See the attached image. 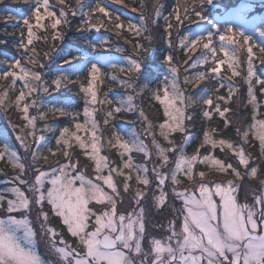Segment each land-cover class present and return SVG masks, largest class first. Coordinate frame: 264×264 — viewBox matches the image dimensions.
Listing matches in <instances>:
<instances>
[{
  "label": "snow or ice",
  "instance_id": "obj_1",
  "mask_svg": "<svg viewBox=\"0 0 264 264\" xmlns=\"http://www.w3.org/2000/svg\"><path fill=\"white\" fill-rule=\"evenodd\" d=\"M31 3V15L22 21L17 46L20 58L8 64L6 70L0 73V79L9 80L8 87L14 91L19 81L15 105L23 113L26 124L16 139L27 160L23 162L17 151L8 146L0 148V158L7 155L13 169L17 170L10 178L0 181L7 185L0 189V264H45L37 252V232L30 218L34 208H39L35 222L39 224L40 235L48 238L50 249L58 256L60 264H264V179L259 180V191L243 186L246 196H251L250 203L239 199L242 187L239 181L242 177L246 175L249 179H255L258 174V167L250 166L251 153L246 152L244 147L249 144L250 138L259 142L260 155L264 157V79L255 70L253 48L249 46L251 37L231 26L221 32L217 23L203 14L204 4L212 5L213 0H199L192 11L187 0H180L183 14H178L179 9L173 10L176 23L171 22V15L163 17L166 22L163 35L168 47L186 50L188 59L184 60V64L187 65L192 58L190 54L196 53L202 46L200 56L188 67L195 69L198 65H208L209 72L215 74L210 78L216 81L219 88H227V96L216 95L214 99L212 95L202 98L203 93L195 97L186 94L179 82L180 69L173 63L174 57L170 54L165 57L170 78L153 93L162 108V115L157 110L158 122L153 123L140 110L143 138L133 131L134 138L126 140L114 128L111 137L106 138L96 116V105H113V101L107 98V93L98 99L97 82H103L99 65L110 64L113 69L117 66L105 57L92 62L87 68L86 85L81 83L79 77L73 80L63 73L49 83L44 78L46 61L52 53H57L59 45L51 44V52H45L43 60L32 45L36 38L34 29L50 28L53 30L51 40H62L63 33L57 28L70 23L69 13L73 17L79 15L84 18L77 27L80 32L96 27L90 23L91 12L98 11L105 16L109 13L99 3L95 8L85 10L88 8L86 0H77L76 8L68 7L65 0H57V4L61 5L58 16L51 10L49 0H31ZM250 8L245 0H241L237 6L226 9L224 15L244 20ZM193 12L198 20L210 25V30L197 29L198 33L206 31V36L196 34L190 39L189 35H180L181 25L186 21L191 22ZM156 15H160L159 6ZM45 19L51 22L46 25L43 23ZM144 20L142 16L140 27L133 24L128 27L140 36L142 30L147 31ZM152 23L155 24L156 20L153 19ZM115 26L120 27L119 24ZM96 30L99 31V27ZM173 30L178 46L172 39ZM225 32H234L242 38L243 44L238 45L237 40ZM214 33L218 34L220 48L228 57L227 61L217 58ZM258 35L264 38V28L259 29ZM44 39L47 41L48 37ZM245 46L247 60L241 61L239 54ZM133 47L140 56L143 45L134 43ZM143 51L146 54L148 49ZM260 52L264 53V47L260 48ZM73 61L78 62L73 64ZM79 61L78 57L64 59L63 63L68 65L67 72L76 73L87 66ZM226 62L230 75L224 76L222 65ZM260 63L264 64V57ZM128 64V68H119V72L129 76V80H121L120 84L130 92L104 114L105 126L111 127L110 121L116 119V114L137 111L134 101L146 89L142 86L138 91L135 87L142 59L130 58ZM184 71L187 72L188 68ZM207 76L205 71L197 72L192 78L185 75L184 84L196 88ZM109 78L117 79L115 75ZM238 79L247 86V103L244 106L251 109L250 123L243 131L240 127L235 129L242 143L215 140L205 130L200 144V148L219 147L221 151L226 147L238 164L224 163L211 153L201 156L199 148L191 155L186 154L184 145L191 135L185 123L191 119L188 109L197 103L208 106L202 112L203 117L210 120L216 113L224 118L227 127L230 120L226 118V113L230 108L226 105L238 93ZM73 84L79 85V93L83 94L82 112L73 111L70 106L46 107L41 104L42 96ZM6 95L7 92L0 96V104L5 102ZM220 102L224 103L223 108ZM30 109H35L36 114L30 115ZM49 114L53 118H66L69 125L59 129L55 139L56 149H47L49 154L45 155L41 144L44 133L57 130L46 123ZM38 120L45 121L42 128L37 126ZM175 133L182 136L179 144L173 139ZM105 145L109 150H117L120 158L118 164L101 154ZM77 147L91 161L90 174L81 167L78 158L73 159ZM133 152L142 153L144 162L135 163ZM50 156L56 159L50 160ZM198 164L213 167L234 179L209 180L204 171L196 170ZM44 165H48L47 169ZM241 167L245 170L243 173L239 170ZM182 177L189 182L187 187H180ZM129 193L130 196L126 195ZM150 193L152 207L157 210L168 205L169 193L180 201L179 208H172L174 216L165 225L168 234L163 239L151 237L148 233L150 226L159 227L150 224L142 203ZM128 201L129 210H122ZM50 214L59 218L74 242H69L62 232L48 226Z\"/></svg>",
  "mask_w": 264,
  "mask_h": 264
},
{
  "label": "trees",
  "instance_id": "obj_2",
  "mask_svg": "<svg viewBox=\"0 0 264 264\" xmlns=\"http://www.w3.org/2000/svg\"><path fill=\"white\" fill-rule=\"evenodd\" d=\"M49 2L52 5L51 10L58 16L61 5L57 4V0H49ZM187 2L190 11H192L195 5L199 4V0H187ZM245 2L252 7L253 11L250 12L243 21H238L235 18L226 17L224 15L226 9L237 6L241 3V0H213L212 5H208L207 3L204 4L203 14L210 20H213L214 23H217V27L221 32H223L226 27L231 26L234 29L239 28L246 35L251 37L249 46L253 48L255 70L257 75L264 79V64L260 63V59L264 57V53L260 52V48L264 47V38L258 35L259 29L264 28V21L253 18L255 14H259L264 10V0H245ZM65 3L70 8L77 7V0H65ZM86 3L88 8L85 10L95 8V5L99 3L100 6L105 7V10L109 13L108 16H105L104 13L98 11L91 12L90 23L99 27V31L96 30V27L90 28L86 32L77 31L78 25L84 18L79 15L73 17L71 13H69L68 19L70 23L66 27L59 25L57 28V31L63 33L62 40L52 41L51 34L53 30L50 28L34 29L36 38L34 39L32 46H35L40 59L43 60L44 53L51 52V44L55 43L59 45V48L57 49V53L59 54L52 53L50 59L46 61L44 78L49 83H51L52 79L56 76L63 73L68 74L73 80H76L77 77H79L81 83L86 85L87 68L90 67L91 63L97 62L101 58H108L111 63L115 64L117 67L113 69L110 64L99 65L103 74V82H97L98 99H102L104 94L107 93V98L113 101V105H116L118 100L125 99L130 92V90L120 84L121 80H129V76L125 73L119 72V68H128V60L130 58L142 59V67L138 78L136 79L135 87L138 91L142 86L146 89L134 101L137 105V111L116 114V119L110 121L111 127H109L103 125V118L104 114L107 111H110L113 105H96V108L98 109L96 116L100 121V126L103 129L106 138L111 137L113 128L126 140L134 138L133 131L137 134H141V138H143V122L139 118L140 110H143L153 123L158 122L156 118L157 110H159V114L162 115V108L158 101L154 99L153 93L166 79L170 78V69L165 63V57L170 54L174 57L173 63H175L180 69L179 82L181 87L186 90V94H191L195 97L203 93L202 98H207L209 95H212L214 99L216 95L227 96V88H219L216 81L210 78L215 74L209 72L208 65H198L195 69L188 67V65L198 59L202 46L197 49L196 53L190 54L192 58L188 60L187 65L184 64V60L188 59L185 55L186 50L182 48L177 50V48L168 47L167 40L163 35L166 27V22L163 17L171 15V22L175 24L176 19L173 10L179 9L178 14H183V7L180 4V0H86ZM152 3H154V5H152ZM157 6H159V16L156 15ZM32 8L33 5L31 0H0V73L6 70L8 64L13 63L15 59L20 58V51H18L17 46L20 43V32L23 28L22 21L24 18L31 15ZM133 9H135V11H133ZM142 16L145 18L144 23L147 27V31L142 30L141 35L137 36L128 25L133 24L140 27ZM153 19L156 20L155 24L152 23ZM32 22L34 23V20ZM50 22L51 21L48 19L43 21L46 25ZM116 24H119L120 27L116 28ZM198 28L210 30V25H208L206 21L198 20L193 12L191 22L186 21L181 25L180 35H189L190 39L194 38L196 34H203L206 36V31L198 33ZM224 34L230 35L236 39L238 45L243 44L242 38L237 37L234 32H225ZM46 36L48 37L47 41L44 39ZM172 39L178 46L174 30L172 32ZM102 42L106 43L102 44ZM205 42L207 41L205 40ZM134 43L142 44L143 49H148L147 53L145 54L142 49L140 56H137L133 47ZM213 44L217 49V58L227 61L228 57L224 56L223 51L220 48L218 34L214 33ZM60 49H63V51L61 52ZM246 49L247 46L241 48L239 54V59L241 61L247 60ZM72 57L80 58L79 62L86 64L87 66L83 67L79 72L68 73V65H65L63 61L64 59H71ZM77 62L78 61H73V64ZM212 66H214V64ZM185 68H188L187 72L184 71ZM199 71H205L208 73V76L204 81H201L196 88H193L191 84H184L185 75L192 78ZM111 75H115L117 79H110L109 76ZM222 75H230V73L227 72V62L222 65ZM237 83L240 84L238 93L234 95L232 100L226 105L230 108L229 113H226V118L230 120L227 127L224 124V118L219 117L216 113L213 114V117L210 120H206L203 117L202 112L204 108L208 106L197 103L188 109V112L191 114V119L187 120L185 123L187 132L191 133V135L188 142L184 145L186 154L191 155L199 148V154L201 156L211 153L214 158L220 159L224 163L238 164L233 153L226 147L223 151H221L219 147L216 149H211L210 146L200 148V144L203 141V132L205 130H208L212 138L215 140L225 139L230 140L234 144L242 143L240 137L236 134L235 129L240 127L243 131L246 128L248 123H250L251 109L250 106H244L247 103V86L239 79L237 80ZM9 84V80L0 79V96H3L4 93L7 92V95L4 97L5 102L0 104V148L12 143L22 161L26 163L27 160L24 151L20 146L15 145L17 135L21 133V129L26 124V121L23 119V113L19 111L15 105V96L19 92V81L17 82V89L15 91L8 87ZM217 88H219L218 92L216 91ZM257 94L259 96L258 91ZM40 102L46 107L70 106L71 110L78 112H82L84 107L83 94L79 93V85L77 84L69 85L68 88H61L56 92H52L50 95L42 96ZM220 103L221 108H223L225 106L224 103ZM29 114L35 115V109H30ZM82 120L83 117H81V121ZM44 123L45 121L38 120L37 126L42 128ZM46 123L57 129L55 132L44 133L45 138L41 144L43 145L44 154L48 155L49 153L47 149H56L55 139L59 135V129L68 126L69 121L66 118H53L52 115L49 114ZM25 131H27V129H25ZM81 135L83 136V133H81ZM173 139L179 144L182 140V136L180 133H175ZM244 147L246 152L251 153L252 159L250 160V166L258 167V174L255 179H249L245 175L239 182L242 183L245 181L248 183V187H252L253 185L256 188H259V180L264 179V157H261L260 155L259 142L250 138L249 144L244 145ZM101 154L107 155L117 164L120 162L117 150H109L107 145H105ZM132 156L135 163L140 164L144 162L142 153L133 152ZM77 158L79 159L81 167L86 168L87 172L90 174L91 161H89L87 156L83 155L78 147L75 148L73 156L74 160ZM54 159H56V157L50 156V160ZM41 163H43V161H41ZM47 167L48 165H44L45 169H47ZM196 170L204 171L209 180L226 181L227 179H234L231 175L221 174L210 166L198 164ZM239 170L242 173L245 171L242 167ZM16 171L17 170L13 169L9 162L7 155L0 158V180L10 178L16 173ZM132 183L135 185L134 179ZM188 183V181L183 180L180 187L183 184L186 185ZM126 195L130 196L131 194L129 193ZM148 199V205L156 214L154 216H158L166 206L157 210L152 207L151 193ZM174 201L175 199L172 198L169 193L168 202L175 203ZM48 224H50L55 230L62 232L66 240L74 242L73 238L67 234L66 229L59 222L58 217L50 214ZM52 256L53 259L56 260L55 254Z\"/></svg>",
  "mask_w": 264,
  "mask_h": 264
},
{
  "label": "rangeland",
  "instance_id": "obj_3",
  "mask_svg": "<svg viewBox=\"0 0 264 264\" xmlns=\"http://www.w3.org/2000/svg\"><path fill=\"white\" fill-rule=\"evenodd\" d=\"M152 5H154V3H152ZM252 11H253V9L251 7L250 8V11L247 13L246 17ZM245 18H244V20H245ZM253 18L264 21V10L261 13H259V14H255V16ZM238 21H243V20H238ZM3 135H5V134H3ZM4 137H6V136H4ZM6 138H8V137H6ZM15 145L20 146L19 142H17V141L15 142ZM7 146L11 150H15V148L13 147V144L12 143L7 144ZM181 179L187 181L186 178H183L182 177ZM0 181H3V180H0ZM241 185H242V187L239 190V199L241 200V202H249L250 203L251 202V196L250 195L246 196L245 189L243 187L244 185H247V186H249V185L245 181H243L241 183ZM6 186L7 185H5L3 183H0V189L5 188ZM187 186H188V184H186V185L183 184L181 187H187ZM249 188L250 189H255V190L259 191V188H256L253 185H252V187H249ZM148 198L145 201L142 202L144 204L145 208H146V215L149 218L150 224L159 225V227H151L150 226L148 228L149 236L154 237V238H158V239H163L168 234L166 232V230H165V225L167 224L168 220L171 219L174 216V213L172 211V208H179L180 207V201L175 200L174 201L175 203H173V202H170L169 203L168 202V205L164 209L161 208L163 211H161L158 216H154L156 214L154 213V210H152L150 208V206L148 205V200H149ZM177 201H178V203H177ZM129 208H130V201H128L125 204V206H124V208L122 210L127 211V210H129ZM38 212H39V208H34L33 211H32V213H31V217H30L33 220V227H34V229L37 232V237H36V240H37V244H36L37 252L41 256V258L45 261V264H49V262H51V264H60L59 259H58V256L56 254H55L56 260L53 259V256L52 255L54 253L50 249V245L48 243V238L47 237H42L40 235V227H39V224H37L35 222V218H36V215L38 214ZM0 215H2V213H0ZM48 226L51 227V228H53L52 226H50V224H48ZM55 231H57V230H55ZM145 247L146 248L148 247V245H147V237H146V240H145Z\"/></svg>",
  "mask_w": 264,
  "mask_h": 264
}]
</instances>
